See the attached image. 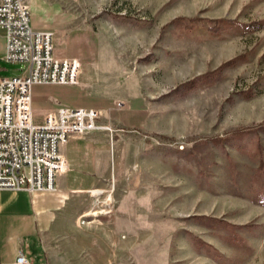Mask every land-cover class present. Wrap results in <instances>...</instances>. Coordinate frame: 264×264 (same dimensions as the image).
Wrapping results in <instances>:
<instances>
[{"label":"rangeland","instance_id":"rangeland-1","mask_svg":"<svg viewBox=\"0 0 264 264\" xmlns=\"http://www.w3.org/2000/svg\"><path fill=\"white\" fill-rule=\"evenodd\" d=\"M26 2L50 11L56 57L83 66L80 86L41 97L126 105L111 176L80 200L95 213L76 220L75 259L264 264V0ZM1 32L0 78L19 76Z\"/></svg>","mask_w":264,"mask_h":264},{"label":"built area","instance_id":"built-area-1","mask_svg":"<svg viewBox=\"0 0 264 264\" xmlns=\"http://www.w3.org/2000/svg\"><path fill=\"white\" fill-rule=\"evenodd\" d=\"M0 30L6 34L4 61L24 65L21 75L0 78V191L53 192L69 169L61 147L76 135L113 130L102 111L85 108L61 107L36 125L33 87L78 86L82 63L56 57L54 33L32 27L26 0H0ZM0 264L35 263L20 251L14 262Z\"/></svg>","mask_w":264,"mask_h":264},{"label":"crops","instance_id":"crops-1","mask_svg":"<svg viewBox=\"0 0 264 264\" xmlns=\"http://www.w3.org/2000/svg\"><path fill=\"white\" fill-rule=\"evenodd\" d=\"M49 9H51L50 6ZM50 17V11L41 7V3L38 9L32 6L31 24L34 29L41 31L50 29L48 31L53 32V21L49 23ZM1 33L4 38L2 53V60H4L6 34L4 31ZM61 87L76 86L37 85L33 87V118L34 120L38 118V125H42L47 115L61 107L74 108L61 103L56 97H41L42 89ZM99 103L105 104L107 111L100 108H77L106 111L108 115L106 118L104 116L103 123L110 125L113 132L99 131L82 136L76 135L62 146L61 154L68 161L69 169L65 174L57 177L53 192L0 191V263L14 262L19 252L23 251L35 264H102L97 259L98 254L78 262L75 257H80L83 251L81 248L74 247L77 218L81 214L89 217L90 214L95 213L82 208L80 200L92 192H102L105 182L111 176V168L116 163L110 144V133L116 132L112 115L124 113V111L117 110L115 106L107 102L99 101ZM124 117L123 115L115 118V122L122 123ZM126 125H130L129 122ZM13 199H18L25 204V221L16 222L10 217Z\"/></svg>","mask_w":264,"mask_h":264},{"label":"bare ground","instance_id":"bare-ground-1","mask_svg":"<svg viewBox=\"0 0 264 264\" xmlns=\"http://www.w3.org/2000/svg\"><path fill=\"white\" fill-rule=\"evenodd\" d=\"M97 192H100V191H97ZM110 204H111V201L109 200V201H108V205H110Z\"/></svg>","mask_w":264,"mask_h":264}]
</instances>
